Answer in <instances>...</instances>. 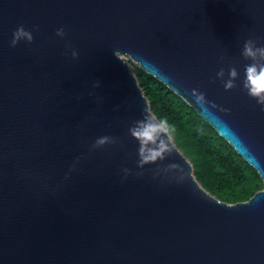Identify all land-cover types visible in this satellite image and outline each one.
<instances>
[{"label": "water", "instance_id": "obj_1", "mask_svg": "<svg viewBox=\"0 0 264 264\" xmlns=\"http://www.w3.org/2000/svg\"><path fill=\"white\" fill-rule=\"evenodd\" d=\"M20 25L34 41L11 47ZM250 38L264 45V0H0V264H264V111L243 89ZM124 58L211 126L262 189L218 200L172 140L159 172L138 169L128 129L152 112ZM230 65L238 87L225 91L215 77ZM192 89L216 107L200 108ZM102 136L118 143L92 150ZM125 167L143 175L124 179Z\"/></svg>", "mask_w": 264, "mask_h": 264}, {"label": "trees", "instance_id": "obj_2", "mask_svg": "<svg viewBox=\"0 0 264 264\" xmlns=\"http://www.w3.org/2000/svg\"><path fill=\"white\" fill-rule=\"evenodd\" d=\"M130 64L152 114L174 126L172 141L190 162L203 189L230 204L247 201L262 189L256 171L192 108L158 80Z\"/></svg>", "mask_w": 264, "mask_h": 264}, {"label": "clouds", "instance_id": "obj_3", "mask_svg": "<svg viewBox=\"0 0 264 264\" xmlns=\"http://www.w3.org/2000/svg\"><path fill=\"white\" fill-rule=\"evenodd\" d=\"M33 30L38 31L37 26H33ZM58 37H65L66 33L64 28H59L56 31ZM26 41L32 43L34 36L32 31L25 29L23 25L13 32V38L11 40V47H16L20 41ZM116 57H121L120 51L114 52ZM241 56L250 61V63L244 66V79L243 89L247 95L253 98L258 105L261 106V110L264 111V45L258 46V41L255 39H248L245 41ZM72 58H78V52L72 50ZM223 62L224 57L220 58ZM226 70L221 67L216 73L215 79L220 80L223 83L225 91H230L236 87V83L239 79L240 73L235 66H229L227 69V79H225ZM215 80H213V83ZM101 86L99 80H96L93 84L94 88ZM91 94V93H90ZM191 95L193 96L195 103L204 110L215 108L214 102L209 101L206 98V94L199 91L198 89H192ZM222 112L227 113L228 109H220ZM128 132L132 138L138 142V160L137 168L143 170L146 165L157 164L155 171L159 172L163 166V162L172 154L171 140L175 133V128L170 125L167 119L158 118L155 115L148 113L145 109L142 119L135 120L132 126L129 127ZM118 139L111 136L98 137L91 145L92 150L103 148L106 145L117 144ZM80 158L74 162L70 171L75 169V164L79 162ZM123 178L126 179L129 175H135L140 177L143 175V171H133L129 168H122ZM67 178V175H66Z\"/></svg>", "mask_w": 264, "mask_h": 264}, {"label": "rangeland", "instance_id": "obj_4", "mask_svg": "<svg viewBox=\"0 0 264 264\" xmlns=\"http://www.w3.org/2000/svg\"><path fill=\"white\" fill-rule=\"evenodd\" d=\"M125 59V58H124ZM126 61H128V62H130V60L129 59H125Z\"/></svg>", "mask_w": 264, "mask_h": 264}]
</instances>
